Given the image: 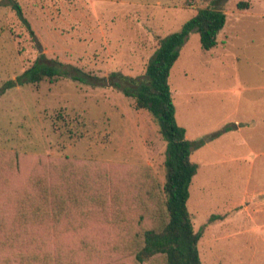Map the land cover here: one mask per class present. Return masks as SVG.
Here are the masks:
<instances>
[{"label":"rangeland","instance_id":"rangeland-1","mask_svg":"<svg viewBox=\"0 0 264 264\" xmlns=\"http://www.w3.org/2000/svg\"><path fill=\"white\" fill-rule=\"evenodd\" d=\"M240 1L248 7L238 9ZM204 7L226 14L217 45L205 50L191 32L169 75L186 138L218 134L190 156L198 168L187 207L194 230H202L201 264H264V228L252 230L262 213H235L215 226L206 238L219 235L212 251L203 238L224 205L264 191V128L240 121L264 113L253 105L264 94L255 88L264 86V0H0V151L148 165L162 184L166 143L158 125L108 76H142L157 38ZM35 60H58L74 72L16 82Z\"/></svg>","mask_w":264,"mask_h":264},{"label":"trees","instance_id":"trees-1","mask_svg":"<svg viewBox=\"0 0 264 264\" xmlns=\"http://www.w3.org/2000/svg\"><path fill=\"white\" fill-rule=\"evenodd\" d=\"M225 23L222 10L200 8L179 30L157 38L142 76H108L157 123L166 143L162 184L148 165L0 151V264H201L202 230H194L187 207L198 168L190 156L218 134L186 138L169 75L191 32L210 50ZM61 69L73 71L58 60H35L15 81L55 80Z\"/></svg>","mask_w":264,"mask_h":264},{"label":"crops","instance_id":"crops-1","mask_svg":"<svg viewBox=\"0 0 264 264\" xmlns=\"http://www.w3.org/2000/svg\"><path fill=\"white\" fill-rule=\"evenodd\" d=\"M255 88L264 89V86L256 85ZM259 96L260 97L257 99V103L255 102L253 105L257 104V106H264V94H262V96L260 94ZM257 112H258V115L253 114L250 121H247L245 116L243 117V119H240V121L245 122V124H248L247 122H250L251 128L253 129H256V128L259 129L261 127L264 128V113L263 112L260 113L259 110ZM233 202L234 204H230L231 205L230 209L227 206L228 204L224 205V207L226 208V212L222 213V217H216V219L212 217V219H210V223L206 226L205 230L203 231L204 232L203 238H205V240L206 238L209 237L207 233L211 235L213 233V229L215 226H222L228 223L230 221V216L234 215L235 213L245 214L247 217H250V218L254 216L255 213L264 214V191L262 190L257 191V192H251V193H244L240 198H238L236 201H233ZM262 219L264 221V218ZM261 228H264V222L254 225L252 230H254L255 232H258L257 230ZM244 230H246V228ZM216 234L217 233L215 231L213 238L206 240L208 243L207 249H210V251L213 250L215 243L218 241L219 235L216 236Z\"/></svg>","mask_w":264,"mask_h":264}]
</instances>
